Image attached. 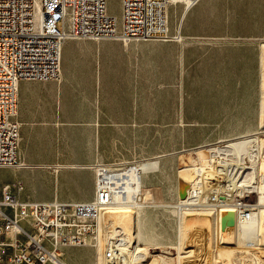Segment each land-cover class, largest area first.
<instances>
[{
  "label": "rangeland",
  "instance_id": "obj_1",
  "mask_svg": "<svg viewBox=\"0 0 264 264\" xmlns=\"http://www.w3.org/2000/svg\"><path fill=\"white\" fill-rule=\"evenodd\" d=\"M253 1L254 11L249 12V0L209 1L197 11L199 3L193 7L194 14L181 12L182 3L169 5L167 24L180 32V42L168 48L153 45V52L139 42L167 40L135 39L127 47L119 42L121 48L103 44L117 41L112 38L65 40L59 75L49 81H55L52 103L65 118L60 124L69 138V154L99 157L98 151L92 152L98 138L87 127L93 123L86 120L89 111L102 113L101 126L112 130L100 141L105 160L57 164L53 171L73 169L69 167L73 165L84 166L79 170L92 169L95 191V165L122 167L115 173L139 168L141 204L135 209L128 205L117 216L119 220L135 219L136 241L149 253L139 264H264V241L257 234L254 245L247 247L239 229L242 221L235 214L234 199L253 205L257 203L254 193L229 190L232 205L216 208L200 220L179 214L176 208L184 182L190 189L197 180L194 169L203 165L251 168L247 172L253 179L248 185L264 181V41L259 39L264 36V0ZM119 3L108 0L110 15H117L120 22ZM124 109L138 112L137 143L130 154L129 146L126 153L121 151L124 136L118 132L121 126L134 129L132 115L128 122L119 119L118 112ZM226 148L233 150L232 156L214 152ZM250 151L256 156L254 166ZM20 177L19 171L0 168V186ZM224 179L221 184H230V179ZM242 179L240 174L237 180ZM79 182L84 186L86 177L79 176ZM255 209L258 213L262 208ZM222 215L233 217V242L220 230ZM100 258L91 246L69 249L66 255L68 264L105 261Z\"/></svg>",
  "mask_w": 264,
  "mask_h": 264
},
{
  "label": "built area",
  "instance_id": "obj_2",
  "mask_svg": "<svg viewBox=\"0 0 264 264\" xmlns=\"http://www.w3.org/2000/svg\"><path fill=\"white\" fill-rule=\"evenodd\" d=\"M199 1L121 0L118 23L115 16L106 12V0H0V167L25 166L17 159L19 82L56 79L65 40L178 41L179 33H168L167 7L182 3L186 11ZM115 165H95L94 196L85 202L22 201L8 185H3L0 264H66L63 256L67 248L86 246L94 248L107 264L124 263L127 251L123 249L126 246L129 250L130 245L122 234L111 233L107 228L103 243L97 239V218L103 209L114 204L112 180L116 168H122ZM15 187L22 190L20 182ZM192 195L196 197L194 205L177 202L179 214L203 206V202H198L201 193ZM242 202L235 203L237 219L256 216L255 207ZM245 245L250 248L254 243Z\"/></svg>",
  "mask_w": 264,
  "mask_h": 264
},
{
  "label": "crops",
  "instance_id": "obj_3",
  "mask_svg": "<svg viewBox=\"0 0 264 264\" xmlns=\"http://www.w3.org/2000/svg\"><path fill=\"white\" fill-rule=\"evenodd\" d=\"M209 1L214 2L215 0H200L197 3H200L197 6V11L201 8V4ZM253 3V0H249L248 5H246L247 12L254 11ZM193 7L188 9L190 12H192V14H194L196 9ZM186 11L184 10V7H182L181 12ZM261 16L263 15L261 14ZM168 33L170 35H175L176 33L180 34L179 31H175L172 25H168ZM186 33L189 32L187 31ZM254 33L261 35L257 30H255ZM259 39L264 41V36L262 35ZM117 41H106L103 44L116 45L118 48H121L119 43L121 41ZM177 42L180 41L172 39L167 41L142 40L139 42V44L147 48L149 47L153 52V45L160 46L162 48H168L172 45L175 46ZM126 43H124V47L134 45V42L132 41ZM134 82H136V79H134ZM54 83L55 81L49 80H21L19 82L17 119L20 122L21 140L19 141L20 145L18 144L17 148V159L18 161L27 165L21 168L0 167L10 170L13 173L18 171L21 172V177L16 179L14 182H2L0 186V198L1 188L3 185H8L10 191L22 201L57 200L61 202H85L90 201L94 196V171L92 169L79 170L60 168L58 172L55 173L53 171V166L57 164H79L85 162H96V160H105L106 156H104V152L106 151L101 148L102 146L100 145V141L107 135L106 131L112 129H109V127L107 128L105 124L103 127L101 126L102 122L104 121L102 113L99 111H96L95 113L89 111L90 116H86V120L88 121L90 118L93 123L87 125V127L90 128L91 132L98 138L96 148H93L95 142L92 143V152L98 151L99 157L96 158L94 155H91L89 158H81L70 155L67 149L69 138L65 132V129L63 128V125L60 124L65 118L59 106L52 103L53 97L56 98L53 93ZM118 114L121 115L119 119L123 120L124 122H128V120L131 118V115L133 116L134 129H122L121 126L118 131L121 133L120 135L123 134L122 136H124V139L122 138L123 145L121 151L126 153V148L129 146L130 154V152L133 151L132 146H136L137 143L135 140V122L138 121V112L135 109H133V111H127V109H124L122 112L119 111ZM95 121L98 122V126L95 125ZM128 130H131L132 133ZM104 145L110 152L111 149L109 146L106 144ZM79 176L86 177V183L84 186L79 182ZM17 182L22 184V190L20 191H17L15 187ZM22 225L29 228L25 222H23ZM69 249H75L78 251V248H67L64 251L63 261L66 264H68L66 255Z\"/></svg>",
  "mask_w": 264,
  "mask_h": 264
},
{
  "label": "bare ground",
  "instance_id": "obj_4",
  "mask_svg": "<svg viewBox=\"0 0 264 264\" xmlns=\"http://www.w3.org/2000/svg\"><path fill=\"white\" fill-rule=\"evenodd\" d=\"M176 4H179V3H176ZM119 7H120V3H119ZM106 12L110 14L108 10V0H106ZM114 16L116 17L118 21L119 19L118 16L117 15H114ZM66 42L67 41L63 42L62 47H61V52ZM60 62H61V55H60ZM249 149L251 150L252 147H250ZM214 152L220 155L229 156L228 154L233 153V150L230 148H226V149H219ZM250 152H251L250 157L252 159V164L254 166L256 156L255 154L252 153V151ZM221 165L223 167L219 169L209 168L210 165L209 166L203 165L201 168L194 169L197 175V180L191 184L190 189H189V184L184 180L185 181L184 182L185 184L184 193H183V196L179 197L180 199H182L181 201H186L190 205H194L196 203V197H194L192 194L194 193L196 194L195 196H197V193L200 192L201 195L199 197L198 202L199 203L201 201L203 202V206L201 207H194V208H189L187 210H184L183 211L184 215L186 217H189V216L197 217V219L200 220V218L204 216L211 215L212 214L211 212L214 211L216 208L220 209L225 206L232 205V202L234 200H235L234 202H240L239 198H235L234 200H232L228 197V193L231 192V190L235 192L238 190H241L242 192H246L248 194L254 193V195H257V203L253 204V206L257 207V209L258 208H262V209L259 212L257 211L258 213H256V216H254L253 218L249 220H241L242 222L240 223L239 229H240V232L243 234V238L248 242V244H252L257 234L258 236L262 238V240L260 241H264V181L262 182V184H259L256 186L248 185L249 182H251L253 179L250 173L247 172V170L251 168H245L242 166L238 167L234 164L226 165V163L221 164ZM69 167L76 169L79 167L82 168L84 166L73 165ZM138 169L139 168H135L134 170L132 169V170H126L120 173H115V177L112 180L114 204L106 209H103L97 218V232H98L97 239H99L101 244L103 243V239L106 235L107 228H111L110 230L111 233L117 232V233L122 234L126 243L130 245L129 250L126 248V246L123 249L127 252L124 257V263L122 264H139L141 261H144L146 257L149 256L147 247H141L140 245H138L136 241L137 240L136 226L134 224L135 222L133 221L135 219L133 220L131 218H125L124 220L117 219L118 214H120L121 212L120 210H123V208H125L128 205L134 206V208L132 209H135L136 206H138L140 203L141 176H140ZM220 173L224 174L225 176L219 175ZM234 173L237 174L236 177H234ZM238 174L239 175L242 174L244 179H242L241 181L237 180V177L239 176ZM184 176L186 177V175ZM262 176L264 177V174H262ZM225 177L227 179H230L229 180L230 184H221V182L225 180L224 179ZM232 181L233 183H231ZM187 192L189 193L188 197L186 195ZM214 194L216 195L213 196ZM220 197H224V198H220ZM200 198L202 199L200 200ZM183 213H182V216H183ZM259 214L261 215L260 219H258ZM115 215H116V218H115ZM133 216H136V215L134 214ZM118 229H121V230H118ZM182 258L183 257H180L179 259H182ZM100 262L101 263L99 264H107V262L103 260ZM181 263L183 264L182 261ZM256 263L258 262L256 261Z\"/></svg>",
  "mask_w": 264,
  "mask_h": 264
},
{
  "label": "water",
  "instance_id": "obj_5",
  "mask_svg": "<svg viewBox=\"0 0 264 264\" xmlns=\"http://www.w3.org/2000/svg\"><path fill=\"white\" fill-rule=\"evenodd\" d=\"M220 230L223 232V236L228 239L229 242L234 241V220L231 215L220 216Z\"/></svg>",
  "mask_w": 264,
  "mask_h": 264
}]
</instances>
